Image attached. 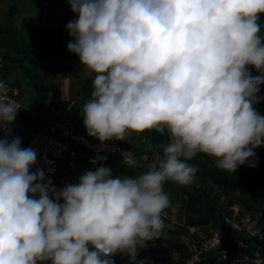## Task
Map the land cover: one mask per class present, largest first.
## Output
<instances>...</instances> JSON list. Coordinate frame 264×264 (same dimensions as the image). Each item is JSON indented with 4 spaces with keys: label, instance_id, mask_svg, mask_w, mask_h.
<instances>
[{
    "label": "clouds",
    "instance_id": "obj_1",
    "mask_svg": "<svg viewBox=\"0 0 264 264\" xmlns=\"http://www.w3.org/2000/svg\"><path fill=\"white\" fill-rule=\"evenodd\" d=\"M68 50L90 74L83 125L100 142L166 136L148 170L114 175L99 163L56 188L19 137H0V264H130L165 229L166 182H195L189 161L235 173L256 167L264 115V0H67ZM249 66L259 75L252 76ZM0 81V130L19 108ZM126 163L129 153H122ZM133 164L136 161H131Z\"/></svg>",
    "mask_w": 264,
    "mask_h": 264
},
{
    "label": "built area",
    "instance_id": "obj_2",
    "mask_svg": "<svg viewBox=\"0 0 264 264\" xmlns=\"http://www.w3.org/2000/svg\"><path fill=\"white\" fill-rule=\"evenodd\" d=\"M0 81L8 85V96L16 102V106L19 108L16 119L10 126V134L0 130V137L8 135L10 139L15 137L19 130L18 117L21 105L17 100V91L6 80L1 56ZM34 118L40 123L29 129L21 147H30L36 151L37 165L33 167L32 171L35 172L37 167L43 170L46 179H50L58 189L64 187L65 184L77 183L85 171H94L99 163L111 168V161L117 159L127 169L134 168L136 164L131 162L134 158L130 149L125 145V141L109 140L102 143L98 139L86 135L73 122L68 108L53 110L51 107H45ZM144 133L135 135L141 137ZM141 140L145 142L144 138ZM124 152L129 153L128 163L123 159L122 153ZM100 157L104 159L99 163H93ZM112 172L116 175L113 169ZM163 218L165 222L169 223L170 230H173L175 226L180 228L177 240L189 252L184 264H199L203 256L208 253H212V256L216 257L218 264H264V216L260 210L248 212L235 203L228 207L227 214L224 215L227 230L239 232L257 241L252 254L242 256H235L221 248L223 235L212 225L206 228L187 226L179 217L175 216V213H169L167 209ZM166 235L167 230L165 229L162 234L163 239ZM241 246L244 245L241 244ZM116 256L129 262L124 255L117 254ZM171 256L174 262H178L177 252H171ZM137 261L144 263V260L138 256Z\"/></svg>",
    "mask_w": 264,
    "mask_h": 264
},
{
    "label": "trees",
    "instance_id": "obj_3",
    "mask_svg": "<svg viewBox=\"0 0 264 264\" xmlns=\"http://www.w3.org/2000/svg\"><path fill=\"white\" fill-rule=\"evenodd\" d=\"M259 23L261 30H264V14H261ZM42 46L37 55L28 58L29 63L34 68L41 67L45 72H54L47 63V58H61V48L58 33L52 30L44 32ZM91 81L86 79L82 82L81 92L91 93ZM34 91L38 97V101L42 108L46 107V101L50 94V106L53 110L66 109L70 102H64L61 99L60 88L58 85H34ZM258 96L264 98V85H260ZM261 113L260 110H257ZM262 115V113H261ZM155 150L159 152L157 145L166 142L167 137L158 134L149 136ZM256 152V167H250L247 164L241 165L242 172L237 170L235 173L224 172L210 161L203 154L197 155L189 163L198 169L196 180L188 192H184L185 202L183 204L182 213L179 217L187 226H195L206 228L209 225L218 229L222 237L223 250L232 253L235 256L251 255L257 244L256 239L249 238L236 231L227 230L224 223V215L227 211L221 209L216 199H210L204 183L207 182L216 188L221 197L230 198L236 195V204H239L245 211L253 212L260 210L264 216V147L257 148ZM140 162H136L134 168H124L122 164L114 159L111 161V168L116 175L125 173L129 176L136 177L138 173H144L148 170L141 169ZM232 203V204H233ZM231 204V203H230ZM167 235L162 234L152 241L147 243V247L143 248L138 255V258L143 259V264H184V260L188 257L189 252L178 240L180 228L174 227L170 230L169 223L165 222ZM244 245V246H241ZM178 253V262H174L171 252ZM115 264H130L120 256L113 257ZM199 264H218L216 257L212 253L203 256Z\"/></svg>",
    "mask_w": 264,
    "mask_h": 264
},
{
    "label": "crops",
    "instance_id": "obj_4",
    "mask_svg": "<svg viewBox=\"0 0 264 264\" xmlns=\"http://www.w3.org/2000/svg\"><path fill=\"white\" fill-rule=\"evenodd\" d=\"M74 19H76V16L71 11L67 0H0V56L6 80L17 91V100L21 105L18 117L19 130L15 136L21 139V144L24 142L29 129L40 123L34 118L35 114H38L42 109L34 91L35 84L42 86L58 85L61 88L62 101L70 102L67 108L70 111L73 122L83 133L88 135L83 125L81 109L90 98V93H82L81 85L86 79L91 81V77L80 64L79 57L71 53L67 48L73 37L69 35L66 25ZM46 30L57 32L60 41L61 58L46 59V63L55 70L54 72H45L41 67L34 68L28 61V58L39 53ZM261 35H264V30H261ZM17 50L23 53L25 59L13 58V52ZM248 70L252 76L259 75L251 66H249ZM72 74H76L79 80L71 85ZM79 82L81 83L79 84ZM71 86L72 95L69 92ZM25 90L28 93L23 94L22 98L24 100L22 101L20 94ZM260 98L258 102L260 105L258 107L254 105V107L264 115V98ZM25 100L31 101L33 108L29 110L32 112L26 109L28 103L25 104ZM78 102H80L79 105ZM46 107H51L50 94L46 101ZM76 110L78 112L77 116L75 115ZM152 134L157 133L154 131L145 132L141 137H136L135 133H133L130 139L125 141V145L132 152L136 162L138 158H145L146 145L150 144L149 136ZM141 138H144L145 142H142ZM210 161L214 164L211 159ZM193 184L187 186L178 185L185 192H188ZM165 186L172 189V186ZM182 199L171 200L170 198L171 204L167 211L175 213L176 217L180 216L183 208Z\"/></svg>",
    "mask_w": 264,
    "mask_h": 264
},
{
    "label": "rangeland",
    "instance_id": "obj_5",
    "mask_svg": "<svg viewBox=\"0 0 264 264\" xmlns=\"http://www.w3.org/2000/svg\"><path fill=\"white\" fill-rule=\"evenodd\" d=\"M13 53H14V57H13L14 59H25V57L23 56V53L19 52L18 50L17 51H14ZM78 80H79V77L76 74H72L71 75V83L70 84L72 85V83H76V81H78ZM81 82H79V84ZM90 86H91V83H90ZM71 88H72V86L70 87L69 92L72 95ZM60 90H61V88H60ZM27 93H28L27 90L21 92L20 99L22 101L24 100L22 98L23 97V94H27ZM61 98H62V93H61ZM24 103L25 104L28 103V106H27L26 109L28 111H31V110H29V109H32L33 108L31 101L30 100H25ZM79 104H80V102H78V105ZM259 105H260L259 103H256L255 104V107H258ZM75 115L76 116L78 115L77 110L75 112ZM149 143L150 144L147 143L149 146L146 145L147 148H146V150L144 152L145 158H138V160L140 162V164H139L140 171H141V169L149 168L150 165H151V163L154 161L155 156L158 154V152L155 150L153 144L151 143V139L150 138H149ZM237 170H239L240 172H242V167L240 166ZM139 174H141V173L139 172L138 175ZM124 175H127V174H125V173L119 174V176H124ZM127 176H129V175H127ZM165 185L172 186V189L170 187L165 186V191L168 193L169 198H171V200L183 198L182 200H183V204H184V202H185L184 192L185 191L183 189H181V187H179L178 184H176L174 182H171V181L166 182ZM204 188H205V190H206V192H207V194H208V196H209L210 199H216L217 200V203H218V205H219V207L221 209H224V210L227 211L228 207L231 206L233 202H236V195H233V196H231L228 199L227 198H224V197H221L219 195V193L217 192L216 188L213 187L212 185H210L207 182L204 183ZM233 204H235V203H233ZM180 215H181V212H180ZM178 217H180V216H178ZM163 233H164V231L162 232V234Z\"/></svg>",
    "mask_w": 264,
    "mask_h": 264
}]
</instances>
